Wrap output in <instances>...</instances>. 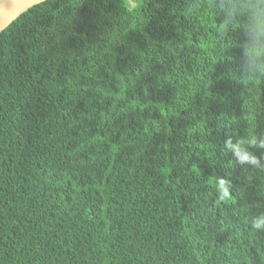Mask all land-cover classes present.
<instances>
[{"label":"trees","instance_id":"trees-1","mask_svg":"<svg viewBox=\"0 0 264 264\" xmlns=\"http://www.w3.org/2000/svg\"><path fill=\"white\" fill-rule=\"evenodd\" d=\"M122 2L48 0L0 36V264H264V174L221 151L264 132V82L202 4Z\"/></svg>","mask_w":264,"mask_h":264},{"label":"clouds","instance_id":"clouds-1","mask_svg":"<svg viewBox=\"0 0 264 264\" xmlns=\"http://www.w3.org/2000/svg\"><path fill=\"white\" fill-rule=\"evenodd\" d=\"M202 4L205 11L215 14L220 22L216 33L220 40V54L223 58L226 50H232V42L226 43V37L232 31L236 40V55L228 63L234 65L236 78L249 94V89L264 82V0H187L185 8H194ZM121 5L124 12L127 8ZM127 7H138L137 0H128ZM258 116L264 115V108L257 105ZM221 151L232 154L230 167L239 165L247 183L256 179L255 174H264V132L258 125H248L245 135H228ZM229 167V168H230ZM224 176L215 178V194L220 202L233 198L231 173L225 170ZM264 196V192L261 193ZM244 223L250 234L264 237V209H257L244 217Z\"/></svg>","mask_w":264,"mask_h":264},{"label":"water","instance_id":"water-1","mask_svg":"<svg viewBox=\"0 0 264 264\" xmlns=\"http://www.w3.org/2000/svg\"><path fill=\"white\" fill-rule=\"evenodd\" d=\"M48 0H0V36L20 16Z\"/></svg>","mask_w":264,"mask_h":264}]
</instances>
